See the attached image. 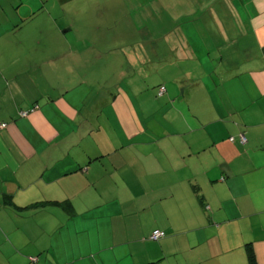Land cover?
Returning a JSON list of instances; mask_svg holds the SVG:
<instances>
[{
	"label": "crops",
	"instance_id": "1",
	"mask_svg": "<svg viewBox=\"0 0 264 264\" xmlns=\"http://www.w3.org/2000/svg\"><path fill=\"white\" fill-rule=\"evenodd\" d=\"M116 9L0 0V264H249L248 245L264 264V0L196 6L236 19L215 25L214 54L176 51L189 67L162 106L135 103L123 81L139 59L120 49L147 47V26L129 29L135 46L88 38Z\"/></svg>",
	"mask_w": 264,
	"mask_h": 264
},
{
	"label": "rangeland",
	"instance_id": "2",
	"mask_svg": "<svg viewBox=\"0 0 264 264\" xmlns=\"http://www.w3.org/2000/svg\"><path fill=\"white\" fill-rule=\"evenodd\" d=\"M113 2L117 7L115 14L112 15L111 12L107 13L104 11L102 12L104 14L103 18L94 19L92 24H116L115 27H112L111 31H107V29L92 31L88 35V38L92 42H98L100 46H113L116 42H127L128 40H133V46H135L136 41H143V38L129 37L128 35L132 33L129 32V29L135 25L136 27H148L150 33L153 35V39L149 40L151 41L150 43H145L147 47H128L127 49L126 46L124 49H120V51L127 52V55L135 58L138 57L139 59L138 61L132 60L135 67L131 68L129 72L128 69L131 67V64L128 63L126 67L129 75H138L137 80L130 82L128 76L123 78V81L126 80L124 86L130 88L133 92L135 103L139 100V97L144 99L147 96L146 99H148L150 104H155L157 101H159L158 104H155L157 106L167 104L169 95L158 98L159 88L163 85L167 86V81L176 78V75H182L184 69L189 67L188 61L177 64L176 51L181 52V54L188 52L191 46H195V41H201L207 48H212L217 43H211L210 38L212 35V41H217L220 38L219 33H217L218 27L215 25L218 24L219 27H224L225 24H232L236 19V16L233 15L223 17L215 15L214 12L208 13L207 11H203L197 13L194 11L196 6L203 7V9L207 7L211 8L216 4H220L221 0H177L173 1V3L166 0H161V2L153 0L152 2L148 1L149 3L145 8L135 12L131 11L130 13H127V10H125V5L129 6L135 0H113ZM239 2L244 3V5L247 3V1ZM161 7H165V9ZM246 17L243 16V18ZM74 20L77 22L78 18L74 17ZM84 23H88V21ZM250 40L246 37L244 43L246 53H248V45L252 44ZM207 42L211 43V45ZM40 50L42 49H38V52ZM211 53L214 54L213 48ZM116 55L118 59L125 56L124 53H119V48L116 50ZM178 66L181 68L180 71L177 69ZM119 67L116 68V75L123 72L120 65ZM117 82H120L119 77H117ZM140 86L143 89L146 88L144 93H140ZM175 97L177 100L178 95H175ZM119 133L121 132L119 131ZM115 136L119 138L118 134ZM102 150L108 153L112 149L107 146L106 149L102 148Z\"/></svg>",
	"mask_w": 264,
	"mask_h": 264
},
{
	"label": "trees",
	"instance_id": "3",
	"mask_svg": "<svg viewBox=\"0 0 264 264\" xmlns=\"http://www.w3.org/2000/svg\"><path fill=\"white\" fill-rule=\"evenodd\" d=\"M161 89H164L165 92H166V88H165V86H161V87L159 88V90H158V96H159V97L163 96L164 93H165V92H164L163 94H160V93H161ZM38 108H39V107L36 105L35 107L31 108L30 110H27V111H21V112H20V116H21V113H22V112H28L29 114H31L32 112L36 111ZM29 114H28L26 117H28ZM21 117H22V116H21ZM231 141H233V139H231ZM241 141H242V137H241ZM53 205H54V206H58V207H60L61 209L65 210V211H67V212H69V213H71L72 208H71V205H70L69 203H53ZM155 231L163 232L164 235H163L162 237L158 238L157 240H152L151 237H152V235H153V233H154ZM155 231H153V233H152V234L150 235V237H149V239H150L151 241L158 242V241H160V240H162V239H164V238L166 237V233H165L164 231H161V230H155ZM246 252H247V257H248V262H249V264H258V262H257V258H256V255H255V252H254V249H253L252 245H248V246L246 247ZM32 259H35V261H33ZM32 259H31V263H36V262H37V258H32Z\"/></svg>",
	"mask_w": 264,
	"mask_h": 264
},
{
	"label": "built area",
	"instance_id": "4",
	"mask_svg": "<svg viewBox=\"0 0 264 264\" xmlns=\"http://www.w3.org/2000/svg\"><path fill=\"white\" fill-rule=\"evenodd\" d=\"M165 92L164 89H161V93L160 94H163ZM29 113L28 112H22L21 113V116L22 117H26ZM2 127H6V125H3ZM242 142H246V138L244 136H242ZM164 235L163 232H160V231H155L151 237L152 240H157L158 238L162 237ZM33 261H35V259H32Z\"/></svg>",
	"mask_w": 264,
	"mask_h": 264
}]
</instances>
